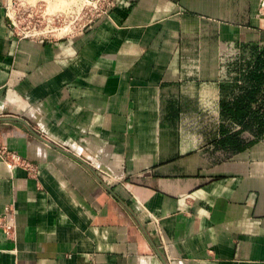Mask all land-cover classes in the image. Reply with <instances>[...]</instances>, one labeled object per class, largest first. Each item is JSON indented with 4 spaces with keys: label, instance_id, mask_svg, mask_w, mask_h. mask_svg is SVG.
Segmentation results:
<instances>
[{
    "label": "crops",
    "instance_id": "obj_1",
    "mask_svg": "<svg viewBox=\"0 0 264 264\" xmlns=\"http://www.w3.org/2000/svg\"><path fill=\"white\" fill-rule=\"evenodd\" d=\"M261 0H118L21 37L0 0V264H264Z\"/></svg>",
    "mask_w": 264,
    "mask_h": 264
},
{
    "label": "rangeland",
    "instance_id": "obj_2",
    "mask_svg": "<svg viewBox=\"0 0 264 264\" xmlns=\"http://www.w3.org/2000/svg\"><path fill=\"white\" fill-rule=\"evenodd\" d=\"M114 2L117 0H7V11L17 31L59 37L91 25Z\"/></svg>",
    "mask_w": 264,
    "mask_h": 264
},
{
    "label": "built area",
    "instance_id": "obj_3",
    "mask_svg": "<svg viewBox=\"0 0 264 264\" xmlns=\"http://www.w3.org/2000/svg\"><path fill=\"white\" fill-rule=\"evenodd\" d=\"M117 2H118V0H117ZM116 3L114 2L113 6L116 5ZM113 6L109 7L103 13V15L107 14ZM259 14H260V17H261V19L263 21V25H264V0H261V2H260ZM88 26H90V25H85L82 29H85ZM82 29H80V30H82ZM18 35L21 37H38V36H41V35H37V34H23L22 32H19ZM42 37H47V36L43 35ZM0 154H1L2 159L7 163H12V164H16V165H22L23 164V160L20 158V156H18L15 153H11V152L7 151L5 147L0 148ZM16 227H17L16 211L14 209V206L13 205H7L4 209V211L0 215V228L4 231V233L8 237H11L13 239V238H15V235H16Z\"/></svg>",
    "mask_w": 264,
    "mask_h": 264
}]
</instances>
